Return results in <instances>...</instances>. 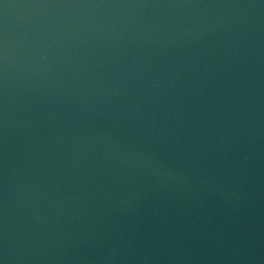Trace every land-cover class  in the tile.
Here are the masks:
<instances>
[{
  "label": "water",
  "instance_id": "water-1",
  "mask_svg": "<svg viewBox=\"0 0 264 264\" xmlns=\"http://www.w3.org/2000/svg\"><path fill=\"white\" fill-rule=\"evenodd\" d=\"M0 264H264V0H0Z\"/></svg>",
  "mask_w": 264,
  "mask_h": 264
}]
</instances>
